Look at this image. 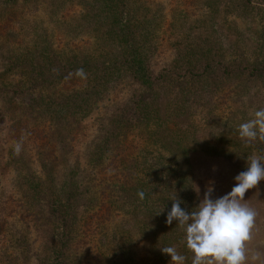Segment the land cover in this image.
<instances>
[{
  "label": "trees",
  "instance_id": "trees-1",
  "mask_svg": "<svg viewBox=\"0 0 264 264\" xmlns=\"http://www.w3.org/2000/svg\"><path fill=\"white\" fill-rule=\"evenodd\" d=\"M183 1L169 17L155 0H0V264H33V250L49 263L58 249L86 264L96 238L98 264H170L161 248L184 237L166 223L176 173L129 139L201 107L212 115L226 96L173 92L155 74L168 54L190 60L229 12L225 0Z\"/></svg>",
  "mask_w": 264,
  "mask_h": 264
},
{
  "label": "rangeland",
  "instance_id": "rangeland-1",
  "mask_svg": "<svg viewBox=\"0 0 264 264\" xmlns=\"http://www.w3.org/2000/svg\"><path fill=\"white\" fill-rule=\"evenodd\" d=\"M155 1L152 9H162L164 5L167 16L175 17L185 6L183 0ZM260 1L225 0L228 14L213 21V31L208 38L199 40L201 45L190 60L172 66L174 55L168 54L155 69L156 75H166L164 80L173 92H195L200 97L209 92L226 94L215 99L212 115L201 107L187 123L161 122L151 125L144 134L130 136V143L138 146L134 154H139L140 159L146 152L148 160L161 159L173 168L176 175L168 180L174 189L173 197L182 201L181 207L185 189L203 197L208 188L215 191L226 164L229 171L236 173L243 169L247 157L264 154V142L246 144L237 131L254 111L264 108V71L247 69L264 56V11ZM202 26L203 22L195 23L196 31H202ZM36 236L33 244L39 247ZM97 239L81 254L86 264H98ZM172 246L187 250L179 237H172ZM31 253L33 264H64L60 249L52 251L49 263L43 253ZM102 255L104 260L110 256L109 252ZM260 264H264V243L260 245Z\"/></svg>",
  "mask_w": 264,
  "mask_h": 264
},
{
  "label": "clouds",
  "instance_id": "clouds-1",
  "mask_svg": "<svg viewBox=\"0 0 264 264\" xmlns=\"http://www.w3.org/2000/svg\"><path fill=\"white\" fill-rule=\"evenodd\" d=\"M237 131L246 144L264 142V108L254 111ZM14 150L19 154L20 145ZM234 179L235 186L219 198L213 199V189L208 188L191 212L181 208L182 201L177 196L170 199L172 207L166 223L171 225L175 220L184 232L183 242L192 253L191 264H247V244L252 239L258 213L246 203L245 193L264 180V154L247 157V170ZM139 195L143 197V193ZM163 211L164 208L157 215ZM161 251L171 257L170 264H184L186 260L175 247H162Z\"/></svg>",
  "mask_w": 264,
  "mask_h": 264
},
{
  "label": "water",
  "instance_id": "water-1",
  "mask_svg": "<svg viewBox=\"0 0 264 264\" xmlns=\"http://www.w3.org/2000/svg\"><path fill=\"white\" fill-rule=\"evenodd\" d=\"M247 170V162L244 163L243 169L236 173L229 171L228 165L224 167V171L219 174L218 181L219 184L215 187V191L212 193V198H219L231 191L235 186V177L242 171ZM187 191V189H185ZM188 192V191H187ZM186 201H188L192 206L197 207L201 200L197 199L187 193ZM191 196V197H189ZM245 200L251 207L257 211V217L255 220V225L252 233V239L247 244V264H260V245L264 243V180L260 181L256 187L248 190L245 193ZM195 210V209H192ZM192 210L188 211L191 212ZM256 259H253V257Z\"/></svg>",
  "mask_w": 264,
  "mask_h": 264
},
{
  "label": "flooded vegetation",
  "instance_id": "flooded-vegetation-1",
  "mask_svg": "<svg viewBox=\"0 0 264 264\" xmlns=\"http://www.w3.org/2000/svg\"><path fill=\"white\" fill-rule=\"evenodd\" d=\"M260 9L264 11V0L260 1ZM248 68H252V71H254L255 68H258V70L260 68L261 71H264V56H262L260 60L255 59L249 66H247V69Z\"/></svg>",
  "mask_w": 264,
  "mask_h": 264
}]
</instances>
